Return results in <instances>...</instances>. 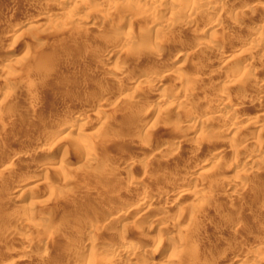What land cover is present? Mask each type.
Wrapping results in <instances>:
<instances>
[{"label":"rangeland","instance_id":"rangeland-1","mask_svg":"<svg viewBox=\"0 0 264 264\" xmlns=\"http://www.w3.org/2000/svg\"><path fill=\"white\" fill-rule=\"evenodd\" d=\"M56 1L0 0V158L7 151L18 153L8 162L14 172L0 167V264H86L88 255L81 257L84 263L72 248H90L93 240L95 264H124L111 251L99 254L98 250L105 244L121 249L125 247L120 243L122 234L138 239L144 228L149 237L143 250L133 251L134 264L169 263L167 245H178V264H264V259L256 262L249 257L252 253L264 256V87L255 84L256 79L264 81V47L251 60L253 75L244 77L239 64L229 65L225 72L224 59L214 48L197 45L212 35L217 44L234 47L230 57L243 56L245 45L258 36L249 24L264 22V0H230L218 12L223 23L217 31L209 26L218 15L209 14L192 24L173 21L168 29L159 31L171 13L188 16L200 0H184L172 5L174 9L165 3L167 7L155 15L159 23L155 27L142 14L123 15L129 0H109L112 8L106 0H71L67 11L78 15L90 11L97 17L99 26L88 29L70 21V16L55 17L61 7ZM246 7H252L253 13L245 12ZM106 8L111 19L105 18ZM239 8L245 14L240 15ZM39 15L45 18L36 19ZM242 16L248 18L246 23L240 22ZM129 20L133 21L131 27L125 24ZM103 48L114 59L121 57L123 73L105 74L94 63L93 52ZM183 51L186 55H181ZM166 62L180 64L183 76L168 82V101H180L187 94L195 102L166 108L157 99L155 84L138 81L151 70L162 69ZM223 83L231 87L221 97ZM132 91L135 97L130 99L127 94ZM245 93L251 99L239 105ZM220 97L235 100L236 112L202 126L198 120L215 111L216 104L223 101ZM32 102L36 107L31 112ZM99 113L107 118L106 123L99 122ZM177 116L186 121L178 123ZM237 117L240 123L234 121ZM74 119L85 122V127L74 124L69 131L66 127ZM252 121L260 126L252 128ZM233 122L244 128L237 131V137L230 134L227 141L223 134L231 132ZM79 132L85 134L88 144L93 143L97 169L95 164L91 166L96 171L82 161L87 146L75 143L74 147L73 138ZM257 152L263 154L262 159L259 156L252 163ZM46 157L55 162L47 164ZM127 160L132 162L130 167H124ZM60 161L68 166L66 174L77 180L73 185L63 183L55 168ZM236 178L243 185L234 190L228 184ZM132 187L141 195L125 198ZM231 190L234 196L229 194ZM16 191L22 197L13 202ZM144 196L156 200L144 207L146 214L130 211ZM26 203L38 205L41 217L26 215L22 211ZM107 207L120 209L124 218L116 222L112 216L99 217ZM47 215L51 216L48 221ZM155 220L157 225L151 230L145 227ZM42 221L49 225L25 227L27 222ZM89 222L94 225V239L90 240L82 229ZM175 223L181 225V231L173 229ZM25 237L41 244L28 248L22 241ZM180 241L185 244L180 246ZM24 249L29 256L21 254Z\"/></svg>","mask_w":264,"mask_h":264},{"label":"bare ground","instance_id":"bare-ground-1","mask_svg":"<svg viewBox=\"0 0 264 264\" xmlns=\"http://www.w3.org/2000/svg\"><path fill=\"white\" fill-rule=\"evenodd\" d=\"M186 1V0H185ZM189 1V0H188ZM201 2L199 3V4H196V5H194V7H192V10L190 11V14H188V16H185V17H181V16H179V12L178 13H171L172 15L170 16V18L166 21V22H164L163 24H161V25H159V23H157L156 22V19H155V15L156 14H158V12H160V11H162L163 10V8L164 7H167L166 6V4L169 6L170 4V6H169V8H171V9H174V7L172 6V5H174V6H177V5H179V4H181V2H184V0L182 1V0H129V3H130V5L128 6V11H126L125 12V14H123V15H125V17H128V15H132V14H134V13H137V14H142L143 16H147V17H149V19H150V22L149 23H147V24H149V26H160V27H158L159 28V31L161 30V29H168V27H170L171 26V24H172V22L173 21H177V23H180V24H185V22L186 23H190V24H192V23H194V22H196V20L198 19V17H200L201 15H207V14H209V15H218L217 17H215V16H213L214 17V19L215 20H212V22H213V24L214 25H212V26H209L210 27V29H213V30H216V29H218V27L223 23V19H222V15H219L218 14V12L220 11V10H222V9H224V8H226V6L230 3V0H200ZM71 2V0H57L56 1V5L57 6H61L59 9H58V11L57 12H54L55 13V17L56 16H59V17H61V16H70V21H72V22H76V21H78L77 22V24H81V25H83V27L85 28V29H88L89 27H95V26H99L98 25V22H97V17H96V19H95V16L94 15H92L93 13L92 12H90V11H85L84 12V14L83 15H78L76 12H74V11H72V10H70V11H67L68 9L66 8V5H68L69 3ZM106 2H108V8H112V7H114V6H112V3L111 2H109V0L107 1L106 0ZM194 2V1H193ZM166 3V4H165ZM45 4V3H44ZM186 4V3H185ZM195 4V3H194ZM192 5V4H191ZM173 8H172V7ZM116 7V6H115ZM58 8V7H57ZM191 8V7H190ZM107 9V8H106ZM105 9V10H106ZM162 9V10H161ZM166 10V9H165ZM239 10H240V8H239ZM244 10H246L245 12H247V13H253V11H252V7H246V8H244ZM244 10H240V11H237L240 15H242L243 13H244ZM104 11V10H103ZM102 11V12H103ZM107 11V12H106ZM105 12H103V13H105V15H106V17L105 18H110L111 19V17H112V14L111 13H109V9H107ZM43 12V11H42ZM124 12V11H123ZM166 12H167V10H166ZM169 12V11H168ZM225 12V11H224ZM255 12V11H254ZM40 13V12H39ZM44 13V12H43ZM51 14H52V12H50ZM221 13V12H220ZM249 13V14H250ZM102 14V13H101ZM111 14V15H110ZM245 14V13H244ZM41 15H42V13H41ZM41 15H39L40 17L38 18H36V19H43V18H45L44 16L42 17ZM45 15H47V13H45ZM209 15H207V16H209ZM38 16V15H37ZM48 16V15H47ZM100 16V15H99ZM236 16H237V14H236ZM245 16V15H244ZM243 17V16H242ZM49 18H51V17H49ZM107 18V19H108ZM244 18V17H243ZM246 18V17H245ZM244 18V20L242 21L241 19H240V22L241 23H246L247 22V19H245ZM132 19V18H131ZM233 19V18H232ZM235 19V18H234ZM139 21V20H138ZM231 22V21H230ZM262 22V21H261ZM259 23V22H253V23H250L249 24V28L253 31V33L254 32H257L258 33V36L256 35V37H254L253 35V39H252V41H251V43H250V45L249 46H246L245 44V48L243 49V51H242V54L241 55H243V56H238V55H233V56H231L230 57V55H232L233 54V48H231V49H228L226 46H224V45H221L220 43L219 44H217L216 43V40L214 39V37L212 36V35H210L211 37H209L208 36V38H209V40H203L202 42H199V43H197V45H198V47H203L204 45H207L208 47H212V48H214L215 50H214V52H216L218 55H220L221 56V58L223 57V59H224V61L222 62L223 64H222V68L223 69H225L224 71L225 72H227L226 71V69L228 68V66L230 65L231 66V64H239L240 66H241V74L245 77H248V76H251V75H253V71H252V59H253V57L256 55V51L258 52V50H260L261 48H263L264 47V22L263 23ZM232 23V22H231ZM74 24V23H73ZM124 24V23H123ZM125 24H127L128 25V27H131L132 26V24H133V21H131V20H129V21H125ZM237 24V23H236ZM144 25V24H143ZM211 25V24H210ZM147 26V25H146ZM124 27H125V25H124ZM177 27V26H176ZM208 27V26H207ZM241 27V26H240ZM146 29V28H145ZM16 30V29H15ZM26 30V29H25ZM158 30V29H157ZM13 31V30H12ZM217 31V30H216ZM215 31V32H216ZM13 32H15V31H13ZM199 33V32H198ZM104 35V34H103ZM250 35H251V33H250ZM255 35V34H254ZM128 36V35H127ZM247 36V35H246ZM128 39V38H127ZM248 40V39H247ZM124 41H125V39H124ZM241 41V40H240ZM79 42H81V41H79ZM83 42V41H82ZM248 42V41H247ZM76 44V43H75ZM84 44H85V42H84ZM226 44H227V42H226ZM231 45V44H230ZM72 46H75V45H72ZM168 46V45H167ZM166 46V48H168ZM229 46V45H228ZM77 47V46H76ZM146 47V46H145ZM69 48H70V46H69ZM69 48H68V50H69ZM80 48L81 47H79V50H80ZM83 49H85L84 47H82ZM98 48V47H97ZM71 50H69V51H72L73 49L72 48H70ZM82 49V50H83ZM96 49V48H95ZM94 49V50H95ZM101 50H102V48H100ZM93 50V49H92ZM105 50H107V49H105ZM105 50H104V48H103V51H97V50H95V52H93L94 54H93V56H94V60H95V62L94 63H96L97 65H98V68H100L102 71H104L105 72V74H106V72H108V73H110V74H121V73H123L124 71H123V68H121V67H123L124 65V62L120 59V58H115L114 59V56H112V55H110V54H108V52H105ZM153 50V49H152ZM8 51V50H7ZM14 51V50H13ZM86 51V50H85ZM149 51V50H148ZM154 51H155V49H154ZM157 51V50H156ZM211 51V50H210ZM261 51V50H260ZM72 52H74V51H72ZM158 52V51H157ZM89 53V52H88ZM88 53H87V55H88ZM159 53H161V51L159 52ZM162 53H165V52H162ZM91 53H89V55H90ZM214 54V53H213ZM140 55V54H139ZM138 55V56H139ZM142 55V54H141ZM181 55H186V53L183 51V52H181ZM240 55V54H239ZM116 56H119L118 54L116 55ZM257 56V55H256ZM123 58V57H122ZM69 59V58H68ZM90 59H91V57H90ZM93 59V58H92ZM261 59H262V57H261ZM264 59V58H263ZM58 62L60 61V60H57ZM61 62V61H60ZM91 62H93V60H91ZM263 62V61H262ZM114 63V64H113ZM166 63H168V62H166ZM242 64V65H241ZM259 64V63H258ZM263 64H264V62H263ZM44 65V64H43ZM59 65V64H58ZM63 65V64H62ZM61 65V66H62ZM55 67L57 66V64L56 65H54ZM154 66V65H153ZM57 67H59V66H57ZM162 67V66H161ZM238 69V68H237ZM240 71V70H239ZM234 72V71H233ZM107 73V74H108ZM238 73V72H237ZM104 74V73H103ZM242 75H240L241 77H242ZM239 76V75H238ZM182 66L180 65V64H176V63H174V62H172V63H168V64H166L165 66H163V68L161 69H159V70H151L150 72H149V74L147 75V76H143V77H141V78H139L138 79V81L140 82V83H144L145 81H147V80H149L151 83H153V84H155V85H152V86H156L155 88H154V92H155V94L157 95H159V97H157V99L159 98V103H161V106H162V104H166L165 106H166V108H179V106L181 105V104H184V103H189V102H195V98H193V97H191V95L189 96V95H187V94H185V96L183 97V99L182 100H180V101H177V102H174V101H168V99H167V97H166V95H165V93H166V91L170 88V84L168 83L169 81H170V79H173V78H175V79H180V80H182ZM112 78V77H111ZM220 78V77H219ZM248 79V78H247ZM114 80V79H113ZM179 80V81H180ZM254 80H255V78H254ZM214 81V80H213ZM8 82V81H7ZM10 83V82H9ZM211 83H212V81H211ZM214 83H216V82H214ZM7 84V83H6ZM11 84V83H10ZM255 84H256V87H258V88H263L264 87V81L263 80H261V79H256V81H255ZM151 85V84H150ZM190 85V84H189ZM10 86V85H9ZM8 87V86H7ZM13 87V86H12ZM189 87V86H188ZM230 85L229 84H226V83H223L222 84V92H221V94H220V96L221 97H224L225 96V94L227 93V90L228 89H230ZM254 87V86H253ZM172 88V87H171ZM180 88V87H179ZM7 89H9V88H7ZM261 89H259V90H261ZM11 90V89H10ZM153 90V89H152ZM191 90V89H190ZM196 90V89H195ZM253 90V89H252ZM5 91V90H4ZM257 91V90H256ZM10 92V91H9ZM168 92V91H167ZM217 92V91H216ZM255 92V91H254ZM170 93V92H169ZM135 93L132 91V93H129V94H127L129 97H130V99L131 98H134L135 97V95H134ZM154 94V95H155ZM219 95V94H218ZM221 97H220V100H223V99H221ZM126 98H127V96H126ZM256 98V97H255ZM251 98H250V95L249 94H243V96L240 98V100H238V104L239 105H244V104H246L247 102H248V100H250ZM256 100V99H255ZM30 101V100H29ZM258 101V100H257ZM40 102V101H39ZM91 102V101H90ZM235 102V103H234ZM98 103V102H97ZM252 103V102H251ZM26 105V104H25ZM198 105V104H197ZM30 107H29V110L32 112V111H34V109H35V107H36V104L35 103H31V105H29ZM160 106V105H159ZM187 106V105H186ZM136 107V106H135ZM181 107V106H180ZM165 108V107H164ZM237 108H238V105L236 104V101L234 100L233 102H232V100L231 101H220V102H218L217 104H216V108H215V111H213V113H209V114H207L206 116H204L203 118H199L200 120H198L199 121V123L202 125V126H208V125H213V123L217 120V119H220V117L222 118V116L224 115V114H227V113H234V112H236V110H237ZM160 110H161V108H160ZM165 110V109H164ZM139 112V111H138ZM240 113V112H239ZM178 114V113H177ZM194 114V113H193ZM229 114H227V116L229 115ZM180 115V114H179ZM235 115V114H234ZM187 116H188V114H187ZM97 117H98V119L100 120L99 122H105L106 123V120H107V118L105 117V116H103V115H101L100 113L97 115ZM110 117V116H109ZM185 117V116H184ZM189 118V117H188ZM110 119V118H109ZM174 119V118H173ZM235 119V118H234ZM237 119V120H236ZM234 121L236 122V123H240L239 122V117H237ZM174 120H176L178 123H183L184 121H186L185 120V118H183V117H178L177 116V118L176 119H174ZM107 122H109V121H107ZM197 122V121H196ZM235 122H233L231 125V127H232V130H231V132H225L223 135H224V137L225 138H223V139H226L227 138V141H228V139L230 140L231 139V137H232V135L234 136L235 134H238L237 133V131L238 130H240V129H242V128H244V127H242V126H240L239 124H237L236 125V123ZM56 123V122H55ZM85 123V122H84ZM84 123H81V124H79L78 123V120H76V119H74L73 121H72V123L70 124V125H68L66 128L69 130V131H72L73 130V128H72V126L74 125V124H77L78 125V128L79 127H81V126H84L85 127V125H83ZM127 123V122H126ZM102 124V123H101ZM252 126V128L254 127V128H258L260 125H259V122L258 121H252L251 123H250ZM249 124V125H250ZM51 125H53V124H51ZM200 125V126H201ZM102 126V125H101ZM105 126H107V125H105ZM126 127V126H125ZM83 129V128H82ZM86 130V129H85ZM207 130V129H206ZM213 132V131H212ZM230 134H231V137H230ZM77 135V134H76ZM79 136H75L74 138H73V144H74V147H75V143L76 144H84L85 145V147L86 148H84L83 146L84 145H81L82 147H80V145L78 146L79 148H84V150H86V151H83V153L85 152V154H84V157H83V162H85L86 164H89L88 166H90L89 168L90 169H92V170H95V169H97V167H96V163L95 162H97L96 160H97V157H96V151H95V149H93V143L91 142V143H89L91 146H89V144H88V141L89 140H87L86 139V137H84L85 136V134H82V133H80L79 132V134H78ZM236 136V135H235ZM71 137H73V136H71ZM237 137V136H236ZM72 139V138H71ZM42 141V140H41ZM172 143V142H171ZM73 144H71V145H73ZM200 143H195V146H198ZM169 145V144H168ZM41 146V145H40ZM166 146H167V144H166ZM168 148V147H167ZM170 148V147H169ZM169 148H168V150H169ZM198 148V147H197ZM77 149V148H76ZM81 149V150H82ZM98 149V148H97ZM164 149V148H163ZM162 149V150H163ZM200 149H201V147H200ZM199 150V149H198ZM166 151V150H165ZM263 152V151H262ZM18 153H15L14 151H7L5 154H4V156L2 157V158H0V167L1 168H4L5 169V171L7 170V173H9V172H14V170H12V166L11 165H9L8 164V162H11V161H14L16 158H17V155ZM203 154V153H202ZM255 154V155H254ZM253 155H254V157L252 156V163H254L255 161H257L258 160V158H259V156H260V158L262 159V157L261 156H263V154H259L258 152L257 153H254ZM215 156V155H214ZM109 157V156H108ZM100 158V157H99ZM216 158V157H215ZM260 158H259V160H260ZM105 159V158H104ZM103 159V160H104ZM127 159V158H126ZM102 160V161H103ZM219 160V159H218ZM217 160V161H218ZM264 160V159H263ZM45 161H46V163L47 164H51V163H53V162H55V160L54 159H49L48 157H46L45 158ZM101 161V160H100ZM112 161H114V159H112ZM106 162V161H105ZM110 162V161H109ZM13 163V162H12ZM100 163V162H99ZM103 163V162H102ZM132 162L130 161V160H127V163H126V166L124 165V167H130V164H131ZM251 163V164H252ZM8 164V165H7ZM92 164H95V166H93V167H95V169L91 166ZM106 165V164H105ZM116 165V164H115ZM53 167V166H52ZM1 168H0V170H1ZM59 172H61V176H62V180H63V183H65L67 186L68 185H73L74 184V182L73 181H77V180H73L74 178L73 177H71L70 175H68V174H66L67 173V171H68V166H67V164L65 165L62 161H60V162H58V164H57V166L55 167ZM48 169H50V168H47V170ZM2 171V170H1ZM4 171V172H5ZM9 171V172H8ZM96 171V170H95ZM90 172L92 173V171L90 170ZM94 173V172H93ZM90 174V173H89ZM220 175L222 174V172H220L219 173ZM86 175V174H85ZM90 175H92V174H90ZM90 175H88V176H90ZM87 176V175H86ZM79 177H81V176H79ZM91 177V176H90ZM84 178H86V177H84ZM83 178V179H84ZM93 178V177H92ZM91 178V179H92ZM89 180H90V178H88ZM88 179H85V180H88ZM202 179V178H201ZM88 180V181H89ZM229 181V180H228ZM245 182V181H244ZM243 183V181L241 180V179H232L230 182H229V186H230V188H233L234 190H237V189H239L240 187H241V185H243L242 184ZM86 184V183H85ZM131 187V186H130ZM71 189V188H70ZM130 192L128 193V195L125 197V198H131V197H138V196H140L141 195V192L139 191V190H137V189H135L134 187H132L130 190H129ZM197 191V194H201L202 192H201V190H196ZM229 191V190H228ZM232 191V192H231ZM230 192L231 193H229L231 196L235 193L233 190H231ZM227 194H228V192H227ZM234 196V195H233ZM21 197H22V195L19 193V192H14V194L12 195V200H13V202H18V201H20V199H21ZM157 199V198H156ZM141 202H140V204L136 207V206H134V207H136V208H134V209H131L130 211H132V212H134L135 214H139L140 212H142V211H144V207H146L147 208V206L149 207H151V205H153L154 203V201L156 202V200H155V197L154 196H152V197H150V198H146L145 196L144 197H141ZM39 204V203H38ZM120 205V204H119ZM43 206V205H42ZM41 206V207H42ZM37 207H38V205H37ZM36 207V208H37ZM32 204H30V203H26V204H24V206H23V208H22V211L26 214V215H28V216H30V217H36V218H39V217H41V213H43V211L41 210V208H39V209H36ZM45 208V207H44ZM50 208V207H49ZM123 207H121V209H122ZM46 209H48V208H46ZM51 209H54V208H51ZM50 210V209H49ZM145 210H147V209H145ZM240 210V209H239ZM45 211H47V210H45ZM44 211V212H45ZM128 211V210H127ZM206 211V210H205ZM41 212V213H40ZM168 212V211H167ZM51 214V213H50ZM144 214H146V211H144V213H142V215H144ZM198 214V213H197ZM62 215V214H61ZM140 215V214H139ZM57 216V215H56ZM59 216V215H58ZM99 217L101 216H104L105 218L107 217H109V216H112V218L114 219L113 221H115L116 220V222H119L120 220H122L123 218H124V214L121 212V210L120 209H118V208H114V207H111V208H109L108 209V207H107V209H105L101 214H99L98 215ZM148 216V215H147ZM193 216H195V215H193ZM139 217V216H138ZM142 217V216H141ZM149 217V216H148ZM96 218V217H95ZM98 218V217H97ZM51 219V216L50 215H47V216H45V220L46 221H48V220H50ZM161 220V219H160ZM46 221H42V222H40L39 224H33V223H29V222H27L26 223V225H25V227H28V228H31V227H43L44 225H46L48 222H46ZM141 221V220H140ZM148 221V220H147ZM165 221V220H164ZM87 223V222H86ZM90 223V222H89ZM165 223V222H164ZM163 223V224H164ZM97 224V223H96ZM162 224V225H163ZM48 225H49V223H48ZM47 225V226H48ZM157 224H156V220L153 222L152 221V223H150V224H146L145 225V227L147 226L148 227V229H152L153 227H155ZM165 225V224H164ZM93 222L92 223H90V224H85V223H83L82 224V229H84V231H85V234H86V239H88V240H90V239H94L93 238V236H94V232H93V230L94 229H92L93 228ZM171 226V225H170ZM173 226V225H172ZM161 227V226H160ZM165 227V226H164ZM172 228V227H171ZM146 229V230H145ZM173 229L174 230H177V231H181L182 230V227H181V225L180 224H176L175 223V225L173 226ZM169 230V229H168ZM171 231V230H170ZM143 233H142V237L141 238H138V239H134V238H131L130 236H128L127 234H122V236H121V242L120 243H125V247H123V248H116L115 247V249L114 248H112V245H110V244H105V247H103V248H101V249H99L98 250V253L100 254L101 252L103 253V254H108V252L109 251H111V253H113V255H114V258H115V256L117 255V256H119L120 258H121V261L122 262H125L124 264H126V262L128 263V264H134L136 261H135V259H133V258H131L132 257V254H133V256H134V252L133 251H141V250H143L142 248H143V246H146V245H144L145 244V241H146V239H147V237H149L148 236V233H147V228H144V231H142ZM158 235V234H157ZM161 235V233L158 235V236H160ZM179 235V234H178ZM173 236V235H172ZM153 240V239H152ZM22 241L24 242V244L26 245V247H32V246H39L40 244H41V242L37 239V240H34V239H32V238H28V237H25L24 239H22ZM94 241V240H93ZM93 241H92V245L91 246H89L90 248H85L84 246H75L74 248H72V252H75V255H78V257L80 256V258L81 257H84L85 255H88V257L89 258H87L88 259V261H86V264H95V262L93 261L94 259H95V257H94V259L93 258H91L93 255H94V249H96L95 247H97V246H95V244L93 243ZM118 241V240H117ZM185 241V240H184ZM97 243V242H96ZM159 243V242H158ZM180 246H183L185 243L184 242H182V241H180L179 243H178ZM262 244V243H261ZM177 247H178V245L177 246H174V245H167V247L165 248V250L166 251H168L169 252V256H168V258H169V263H167V264H178L177 263V254H178V251H177ZM99 248V247H98ZM55 249V248H54ZM113 249V250H112ZM179 250V249H178ZM28 250H23L22 251V253L21 254H23L25 257L26 256H29V254L30 253H28L27 252ZM30 251V250H29ZM52 251V250H51ZM50 251V252H51ZM148 251V250H147ZM96 253H97V251H95ZM133 252V253H132ZM146 252V251H145ZM110 253V254H111ZM153 253V252H152ZM53 254V253H52ZM136 254V253H135ZM112 255V256H113ZM23 256V257H24ZM103 256V255H102ZM252 257L256 262H261L263 259H264V256L263 255H261L260 253H252L251 255H249V257ZM24 257V258H25ZM47 257V256H46ZM248 257V258H249ZM86 258V257H85ZM117 258V257H116ZM82 259V261H83V258H81ZM80 259V260H81ZM93 259V260H92ZM104 259V258H103ZM119 259V258H118ZM251 259V258H250ZM114 260V259H113ZM249 260V259H248ZM135 261V262H134ZM179 261V260H178ZM84 263H85V261H83ZM180 262V261H179ZM263 262V261H262ZM81 263V262H80ZM119 263V262H118ZM156 263V262H155ZM154 263V264H155ZM122 264V263H121ZM157 264V263H156ZM191 264V263H190ZM255 264V263H254Z\"/></svg>","mask_w":264,"mask_h":264}]
</instances>
